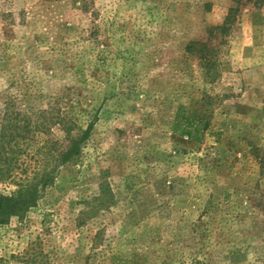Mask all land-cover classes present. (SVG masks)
Wrapping results in <instances>:
<instances>
[{
    "label": "rangeland",
    "instance_id": "obj_1",
    "mask_svg": "<svg viewBox=\"0 0 264 264\" xmlns=\"http://www.w3.org/2000/svg\"><path fill=\"white\" fill-rule=\"evenodd\" d=\"M6 108L32 129L0 196L84 140L0 222V264H264V0H0Z\"/></svg>",
    "mask_w": 264,
    "mask_h": 264
},
{
    "label": "trees",
    "instance_id": "obj_2",
    "mask_svg": "<svg viewBox=\"0 0 264 264\" xmlns=\"http://www.w3.org/2000/svg\"><path fill=\"white\" fill-rule=\"evenodd\" d=\"M238 10V6L231 7L224 22L220 25L213 26L210 33L219 32L222 35L227 33L232 26L235 14ZM187 49L189 51H199L203 57L211 51L208 41H192L187 45ZM13 114L14 113H12L9 108H6L3 113L0 127V174L3 173L5 163L13 161L17 153L20 152L18 146L13 145V141L21 134L18 128L20 130L24 129L25 133L31 132L32 129L29 122L22 125L23 129L21 126L14 123ZM55 123L61 124V122ZM49 125L50 123L47 124V127ZM35 128L39 130L47 129L45 121H38ZM83 140L84 136L73 137L69 134L62 140L46 139L42 145L40 167L36 175L38 179L37 184L34 185L29 181L18 191V196L16 194L11 196H0V222H4L10 215L21 214L35 205L37 196L43 193L54 179L57 168L68 161L77 159L81 151ZM15 144L17 145L18 142L15 141Z\"/></svg>",
    "mask_w": 264,
    "mask_h": 264
}]
</instances>
